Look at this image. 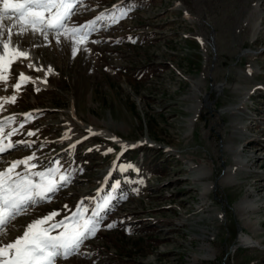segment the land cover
<instances>
[{
  "label": "rangeland",
  "instance_id": "374dc122",
  "mask_svg": "<svg viewBox=\"0 0 264 264\" xmlns=\"http://www.w3.org/2000/svg\"><path fill=\"white\" fill-rule=\"evenodd\" d=\"M66 25L87 31L85 42L13 28L28 56L0 81L3 131L17 130L0 170L34 156L31 171L59 167L70 178L13 221L3 242L82 202L86 216L99 213L98 230L55 264H264V0H83ZM21 73L29 79L17 91ZM77 119L139 144L124 148ZM243 197L257 232L241 227L234 206ZM242 233L262 248L236 246Z\"/></svg>",
  "mask_w": 264,
  "mask_h": 264
},
{
  "label": "snow or ice",
  "instance_id": "6c2138e0",
  "mask_svg": "<svg viewBox=\"0 0 264 264\" xmlns=\"http://www.w3.org/2000/svg\"><path fill=\"white\" fill-rule=\"evenodd\" d=\"M82 4L83 0H0V35L8 37L2 41L0 81L7 82L11 65L28 56L27 52L13 45L11 40L13 28H19L17 35L22 36L30 31L43 35L45 39L48 38L49 30L55 31L58 36L70 32L77 44L84 43L87 31H82V27L69 29L66 25L77 5ZM4 20L9 21L11 27L6 28L3 25ZM28 79L21 73L19 82L14 85L16 90L18 91L21 84ZM9 102L14 103L15 96L9 98ZM3 126L4 122H0V153L16 146L15 143L4 141L17 130L12 129L4 133ZM28 135L34 133L29 132ZM108 151L111 152L112 149ZM34 158L30 156L13 161L7 168L0 170V264H55L58 257L67 259L78 250L83 240L95 235L98 230L94 217L99 213L94 210L93 216H86V209L81 202L70 216L56 221L54 218L59 213L54 211L27 224L22 235L14 240L3 242L13 221L26 214L30 207L50 199L49 194L55 193L62 183L69 181L68 175L60 174L59 167H50L42 172L31 171L35 168V165L30 163ZM20 165L25 166L23 173L16 171ZM57 176L59 180L56 179ZM33 177H39V180L36 181ZM107 205L108 201L105 200L100 207L106 208ZM108 227L111 228L112 225ZM56 229L60 231L52 235Z\"/></svg>",
  "mask_w": 264,
  "mask_h": 264
},
{
  "label": "bare ground",
  "instance_id": "6f19581e",
  "mask_svg": "<svg viewBox=\"0 0 264 264\" xmlns=\"http://www.w3.org/2000/svg\"><path fill=\"white\" fill-rule=\"evenodd\" d=\"M254 13H255V16H256V20L254 21L253 25H252V34L255 35L257 33V31L259 30V19H260V13L258 12L257 10V7L254 8ZM5 40L3 38L0 39V43H1V46H2V41ZM23 50V49H21ZM25 52H27L26 50H23ZM30 68H33L35 69L34 67H30ZM39 71V70H38ZM195 108V109H194ZM194 115L190 118H188L186 121H187V125L188 126H192V124L194 123L195 119H196V113L198 111V109L200 108V105L197 104L195 107H194ZM77 122H79L80 126H82L84 129H86L87 131H90V133H95L96 132V129L92 128V127H89L85 124H82V122H80L78 119H77ZM96 133H100L110 139H112L114 142L122 145L124 148H127V147H133V146H136L138 144H126L124 142H122L121 140H119L116 136H114L112 133L110 132H107L106 130H102L101 132L100 131H97ZM142 143V142H141ZM252 142L249 141V144H251ZM125 150V149H123ZM2 157V156H1ZM0 157V158H1ZM243 162L240 161V160H235L234 162V168H242ZM7 168V167H6ZM207 174V171L205 170H201L199 169L198 170V176H204ZM231 174L232 173V170L228 171L227 173H225L224 177H223V182H227L230 180V177H231ZM222 182V183H223ZM210 187V184H206L205 186V191H207ZM234 209H235V212L236 214L238 215L239 219L242 221L241 223V227L242 228H248L251 232H257V224L255 222H252L249 218V213L252 212L255 208H254V205L252 204V201L248 200L247 197H243L239 202H237L234 206ZM203 239H206L208 238L207 235V232L206 231H203ZM210 236V235H209ZM236 246H241V247H254V248H262V245L260 243L259 240H256V239H253L251 236L245 234V233H242L240 234L237 239H236ZM204 251L207 253L205 256L206 258L208 257H212V252L209 251L207 248H203ZM204 256V257H205Z\"/></svg>",
  "mask_w": 264,
  "mask_h": 264
}]
</instances>
